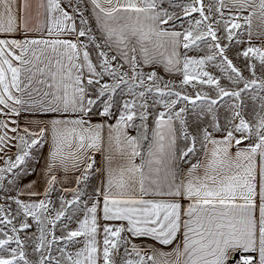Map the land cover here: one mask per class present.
I'll use <instances>...</instances> for the list:
<instances>
[{"label": "snow or ice", "instance_id": "1", "mask_svg": "<svg viewBox=\"0 0 264 264\" xmlns=\"http://www.w3.org/2000/svg\"><path fill=\"white\" fill-rule=\"evenodd\" d=\"M0 197V264H264V0H0Z\"/></svg>", "mask_w": 264, "mask_h": 264}, {"label": "rangeland", "instance_id": "2", "mask_svg": "<svg viewBox=\"0 0 264 264\" xmlns=\"http://www.w3.org/2000/svg\"><path fill=\"white\" fill-rule=\"evenodd\" d=\"M144 72H150V71H155L157 73V76L162 78V81H161V84L163 85L164 83H168V82H172L176 85H179L180 83V80H181V76L179 77H176V76H170V75H167V74H164L162 70H160L159 68H154V67H145L144 69ZM210 71H213L215 72L216 70L215 69H209ZM218 74V73H216ZM175 90H180L179 88L175 89ZM151 103V101H150ZM153 112H155L157 109L156 108H153L151 109ZM162 110V108L160 109ZM98 119L99 117H94L93 118V123H97L98 122ZM194 119V117H193ZM97 160H98V156H97ZM43 165V160H41V163L39 165H36V174L30 176V177H27L24 181H22V183H28L29 181L31 180H37L38 179V174L40 172V168L42 167ZM66 186H71L70 184L69 185H66ZM38 187H40V189L42 190L43 188V180L40 179L38 181ZM0 199H2V197H0Z\"/></svg>", "mask_w": 264, "mask_h": 264}, {"label": "crops", "instance_id": "3", "mask_svg": "<svg viewBox=\"0 0 264 264\" xmlns=\"http://www.w3.org/2000/svg\"><path fill=\"white\" fill-rule=\"evenodd\" d=\"M33 3H36V0H32ZM253 27H254V30H258V22L256 20H254L253 22ZM154 68H159L160 70L163 71L164 74H167V75H170V76H176V77H179L181 76L180 74H176V73H169L167 72L165 69H164V66L163 65H156L154 66ZM100 118L98 119V122H99ZM94 121V120H93ZM152 122L151 120L149 121V125L151 126ZM130 134L131 135H135V132L134 131H131L130 130ZM101 159V157L98 156V161ZM139 162V160H137V163ZM196 162V159H193L192 160V163H195ZM191 165L190 164H185L183 165L184 169L187 170V168H189ZM98 183V181H97ZM160 247V246H158ZM164 251H170V248H164L163 249Z\"/></svg>", "mask_w": 264, "mask_h": 264}]
</instances>
